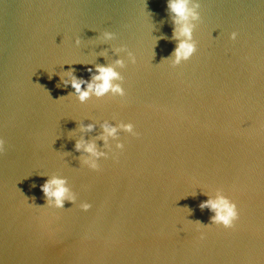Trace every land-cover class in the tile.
Returning a JSON list of instances; mask_svg holds the SVG:
<instances>
[{
  "label": "water",
  "instance_id": "obj_1",
  "mask_svg": "<svg viewBox=\"0 0 264 264\" xmlns=\"http://www.w3.org/2000/svg\"><path fill=\"white\" fill-rule=\"evenodd\" d=\"M167 3L0 0V264H264V0H190L197 47L175 66ZM108 64L125 96L81 101L73 77ZM121 121L122 150L102 138ZM53 177L75 203L47 207ZM218 189L233 228L194 222Z\"/></svg>",
  "mask_w": 264,
  "mask_h": 264
},
{
  "label": "clouds",
  "instance_id": "obj_2",
  "mask_svg": "<svg viewBox=\"0 0 264 264\" xmlns=\"http://www.w3.org/2000/svg\"><path fill=\"white\" fill-rule=\"evenodd\" d=\"M168 9L174 14L175 20L174 25H179L178 29L174 27L173 36L177 39V44L173 50L174 59L172 64L179 65L182 61L188 60L196 51V41L193 39V31L196 28V24L193 23L200 19V14L197 11L198 4H192L190 6V0H168ZM106 37L111 38L112 33H105ZM237 37L236 32L231 33V38L235 40ZM132 62L135 63V57L129 53ZM168 59V58H166ZM115 64L123 66L124 61L117 59ZM92 72V69H89ZM120 74L116 70L114 65H96L95 73L92 75L91 80H83L81 78L73 77L71 80V86L79 94L81 101L86 100L91 95L101 97L111 92L118 94L119 96H125V89L115 81L120 80ZM86 85V87H82ZM94 127L92 124L86 125L88 130ZM103 140L107 145L109 138L117 139L118 133L124 131L133 135H138L135 132L134 124L132 122L121 121L118 125H112L108 122L103 124ZM4 141L0 139V149L3 148ZM76 149L79 151L83 149L84 152L88 153V158L85 159L92 169L98 170L100 165L98 160L100 157H107V153L98 150L94 142H85L83 140L77 141L75 144ZM124 143L117 139L116 149H123ZM41 190L47 198V207L62 209L64 208L65 201L75 203L76 198L70 193L67 187L66 179L62 177H53L46 180L41 185ZM44 207V206H40ZM79 207L85 211L89 210L92 205L87 202H81ZM201 209H209L214 213L210 217V223L205 225L200 221H194L199 225H222L224 228H233L236 221L239 219V209L237 203L232 200L229 196L225 195L224 192L218 189L214 196L208 197V199L202 201L199 205ZM204 238V233L201 232V239Z\"/></svg>",
  "mask_w": 264,
  "mask_h": 264
}]
</instances>
